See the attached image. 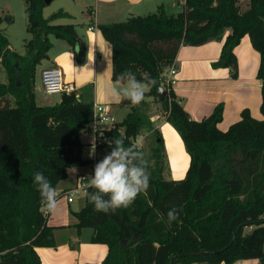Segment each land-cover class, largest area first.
Segmentation results:
<instances>
[{
  "label": "trees",
  "instance_id": "1",
  "mask_svg": "<svg viewBox=\"0 0 264 264\" xmlns=\"http://www.w3.org/2000/svg\"><path fill=\"white\" fill-rule=\"evenodd\" d=\"M23 1L31 35L24 54L11 48L0 27L5 75L0 81V264H42L36 248L56 245L33 173L42 172L56 189L69 168L92 163L82 155L80 134L92 118L93 102L73 90L41 105L35 91L37 69L52 47L50 36L76 47V63L85 60L86 42L76 24L55 22L71 16L64 9L45 17L44 0ZM3 21L11 23L13 18L0 15V25ZM98 28L111 48L113 81L126 69L138 78L146 71L156 79L140 104L119 101L128 110L105 130L107 140L101 146L108 153L115 138H123L127 146L140 134L151 135L149 150L141 149L148 161L150 187L128 208L108 214L95 211L85 193L82 206L72 213L77 231L91 228L90 242L107 246L103 264H232L248 258L264 264V0H184L176 14H168L160 4L154 12L130 14ZM244 35L260 56L261 117L243 108L239 118L222 130L219 103L200 120L191 118L165 83L166 66L182 45L223 38L211 65L228 67L236 78L234 47ZM159 86L166 91L161 99ZM152 102L161 105V114L179 133L189 156L180 179L164 176L168 168L164 140L146 113ZM91 191L87 187L86 192ZM172 207L179 215L170 223L167 212Z\"/></svg>",
  "mask_w": 264,
  "mask_h": 264
},
{
  "label": "crops",
  "instance_id": "2",
  "mask_svg": "<svg viewBox=\"0 0 264 264\" xmlns=\"http://www.w3.org/2000/svg\"><path fill=\"white\" fill-rule=\"evenodd\" d=\"M179 3H182V1L179 0ZM160 4L168 14L179 11L176 10V5L173 2L168 0H90L88 3H84L85 10H82L81 20H76L71 10L60 7L71 16L56 19L55 22L84 23L86 25V31H77L86 42L85 60L82 63H76L73 57L76 47L62 40L64 41V43H60L62 51L54 54V59H50L48 56V64L60 67L64 79L74 84L75 92L82 98L93 103L108 104L115 121H120V116L123 113L126 114L127 109L122 111V108L125 107L119 105L120 100H115L111 96L110 89L114 84L111 79V48L109 43L105 42L98 24L116 21L117 16L126 18L130 14L144 15L151 13ZM140 8H144V10H140ZM89 26L94 28L88 29ZM51 42L54 46L53 39ZM222 42L223 38L219 41L212 40L198 46H180L174 60L177 74L173 90L183 108L195 120L207 116L217 104L221 103L223 105V118L218 123V127L224 130L230 123L239 118L240 111L243 108H248L251 114L257 118L261 116L259 110L261 81L257 78L260 56L258 51L251 45L248 35H244L234 47L238 66L236 78L231 76L228 67H213L211 63L218 58ZM45 67L43 66L39 71L37 70L39 72V83L35 84L36 102L38 103L37 99H40L41 105L55 102L53 99L47 98L52 94H46L42 91L40 71ZM157 113L159 114L158 110ZM159 118L161 119V116ZM152 122L155 127L160 126L161 130L163 128L170 130L165 118L160 120L161 123H158V120H152ZM109 126L107 125V128ZM83 131L84 135L80 134V140L84 144L82 155L89 159H93L94 155L95 163H97L107 153L103 147L94 149L91 145L92 135L86 129H83ZM147 136V133H145L137 137L143 139ZM163 137L165 143L164 133ZM87 170L88 165L69 168L67 177L57 184V193L72 187L75 184L76 176ZM184 173V171L181 173L173 172L175 176L177 175V178L170 176V179H180L184 176ZM76 198L80 200V205L74 208L72 203ZM83 202L84 198L81 195L70 202L67 201L64 195L58 196L55 211L48 213L47 216V223L54 226L56 245L54 247L36 248L42 264H78L83 262L103 264L102 260L106 255L107 246L103 243L90 242L91 228H82L78 232L74 226L76 218L72 213L77 211ZM85 232L87 233L85 234ZM232 264H258V259H239Z\"/></svg>",
  "mask_w": 264,
  "mask_h": 264
},
{
  "label": "clouds",
  "instance_id": "3",
  "mask_svg": "<svg viewBox=\"0 0 264 264\" xmlns=\"http://www.w3.org/2000/svg\"><path fill=\"white\" fill-rule=\"evenodd\" d=\"M139 71V70H137ZM156 85V79L148 72L124 70L115 78L110 89L115 100H128L133 106L140 104ZM143 139L137 138L134 143L125 145L123 138H115L108 152L94 165L93 174L81 178L87 181V187L94 191L86 192L94 210L108 214L115 213L120 208H128L136 198L145 193L150 187L148 161L141 151ZM33 183L41 197L44 210L48 213L55 211L58 203L57 190L49 179L40 171L33 173ZM179 212L172 207L167 212L171 223L178 218Z\"/></svg>",
  "mask_w": 264,
  "mask_h": 264
},
{
  "label": "rangeland",
  "instance_id": "4",
  "mask_svg": "<svg viewBox=\"0 0 264 264\" xmlns=\"http://www.w3.org/2000/svg\"><path fill=\"white\" fill-rule=\"evenodd\" d=\"M90 0H52L47 6L44 8L43 15L45 17L49 16L52 12L56 11L60 7H65L71 10L73 15L76 17V20H81L82 18V10H85V5L84 3H88ZM173 2L176 5V10H181L182 9V3H179V0H168ZM182 2L184 0H181ZM84 6V7H83ZM140 10H144V8H140ZM179 11H174L173 14H176ZM146 12V11H145ZM11 15L13 18V21L11 23H7L6 21H3V23L0 25L1 29L7 34L9 41H10V46L12 49L17 51L19 54H24L25 53V46L24 43L27 39L30 38V33L28 32L26 25H27V20H26V14H25V3L23 0H0V15ZM170 14V13H169ZM137 15V14H134ZM140 15V14H139ZM126 18L122 16H117L116 21H122L125 20ZM77 28L78 32L86 31V25L84 23H78L75 25ZM50 39L54 41V46H52L49 51H48V56L50 59H54V54H56L59 51H62L60 43H64L62 39L56 38L54 36H50ZM105 42L108 44V42L105 40ZM58 54V53H57ZM49 62L47 59L43 60V62L39 65L38 71L41 67L45 66H50L48 64ZM35 76V84L39 83V76L38 72ZM5 80V75L4 72L1 68L0 65V81ZM50 99H53L54 101L59 100L60 94H52L49 95ZM147 99V98H146ZM38 103L41 104L40 99H37ZM112 106V104H110ZM115 107V106H114ZM113 108V106H112ZM127 108H122V111H125ZM128 110V109H127ZM157 110L159 114L157 113ZM162 107L159 103L152 102L149 105L148 112H146L150 118L154 120H158V123H161L160 120L164 119V116L161 114ZM124 114V113H123ZM121 115L120 118L122 119L124 115ZM161 114V115H160ZM161 116V119L159 118ZM261 117V116H260ZM259 117V118H260ZM167 125H169L168 128H163L161 130L160 126L158 128L160 129V132L163 137V133L166 138V142L164 145L165 147V152H166V162L168 168L165 169L164 171V176L168 179H170V176L173 177L175 176L174 173H181L182 171H186V168L188 166L189 162V156L186 152V149L183 145V142L181 140V137L179 133L175 130V128L167 121ZM82 135H84V131H81ZM164 140V137H163ZM143 147L142 149L147 152L150 148L151 141H152V136L149 135L146 138H143ZM89 150V149H88ZM107 153V152H106ZM172 171V174L170 175V172ZM169 172V173H168ZM177 176V175H176ZM175 176V177H176ZM177 178V177H176ZM81 195L82 198H84V194H78ZM79 199H75V201L72 203V206L74 208L79 207ZM251 227H246L245 231L248 232L250 231ZM87 232H85L86 234Z\"/></svg>",
  "mask_w": 264,
  "mask_h": 264
},
{
  "label": "built area",
  "instance_id": "5",
  "mask_svg": "<svg viewBox=\"0 0 264 264\" xmlns=\"http://www.w3.org/2000/svg\"><path fill=\"white\" fill-rule=\"evenodd\" d=\"M94 28L93 26H89L88 29ZM177 67L173 63L166 66L164 70V80L166 85L173 88V85L176 81ZM40 81L42 85V91L46 94H59V93H70L75 90V86L73 83L68 82L64 79L63 71L58 66H48L43 68L40 71ZM115 121L114 116L111 114L110 107L106 103H93L92 105V118L91 120L84 126V129L90 132L92 135V143L91 145L94 149L101 147L103 143L107 140L105 135V130L107 129V125H111ZM138 137L134 140H137ZM94 155L92 159V163L88 165V170L79 173L76 176L75 184L62 191L58 192L59 195H64L67 201H73V199L78 194L86 193L87 189V181L80 180L81 178L88 177L93 174V169L95 165ZM43 211L47 213L46 210ZM1 254V252H0Z\"/></svg>",
  "mask_w": 264,
  "mask_h": 264
},
{
  "label": "water",
  "instance_id": "6",
  "mask_svg": "<svg viewBox=\"0 0 264 264\" xmlns=\"http://www.w3.org/2000/svg\"><path fill=\"white\" fill-rule=\"evenodd\" d=\"M51 1L52 0H44L46 4H49ZM165 92V89L162 86H159L157 91L158 98L161 99L165 95Z\"/></svg>",
  "mask_w": 264,
  "mask_h": 264
}]
</instances>
